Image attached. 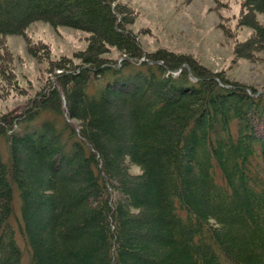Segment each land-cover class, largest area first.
<instances>
[{
	"label": "trees",
	"instance_id": "16d2710c",
	"mask_svg": "<svg viewBox=\"0 0 264 264\" xmlns=\"http://www.w3.org/2000/svg\"><path fill=\"white\" fill-rule=\"evenodd\" d=\"M238 1L251 36L233 53L251 60L264 0ZM134 21L117 0H0L3 88H20L5 37L36 22L88 34L71 58L28 42L54 79L0 111V264H264V94L146 53Z\"/></svg>",
	"mask_w": 264,
	"mask_h": 264
},
{
	"label": "rangeland",
	"instance_id": "374dc122",
	"mask_svg": "<svg viewBox=\"0 0 264 264\" xmlns=\"http://www.w3.org/2000/svg\"><path fill=\"white\" fill-rule=\"evenodd\" d=\"M117 1L134 11L135 21L129 28L146 53L166 50L190 56L202 67L223 72L230 81L251 86L264 94V51L257 52L251 60L236 58L233 53L235 43L251 36L249 28L238 26L241 10L238 0H227L219 7L213 0ZM259 19L264 22V15ZM225 30L230 35L227 36ZM87 37V33L79 30L54 28L48 23L36 22L29 26L25 36L2 39L13 59L14 75L20 88H3L4 83L0 79V89H3L0 90V111L21 113L28 99L34 98L49 80L54 79V74L47 69V58H36L27 52L28 42L39 55L40 51L47 52L50 59L55 60L63 56L71 58L84 50ZM107 57L121 60V54L114 48ZM130 170L133 174L139 172L137 167ZM15 209H19L18 199Z\"/></svg>",
	"mask_w": 264,
	"mask_h": 264
}]
</instances>
